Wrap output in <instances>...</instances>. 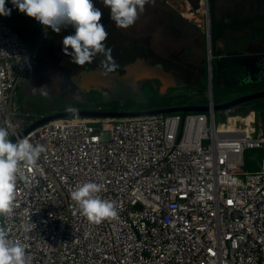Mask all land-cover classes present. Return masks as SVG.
I'll list each match as a JSON object with an SVG mask.
<instances>
[{"label":"built area","instance_id":"built-area-1","mask_svg":"<svg viewBox=\"0 0 264 264\" xmlns=\"http://www.w3.org/2000/svg\"><path fill=\"white\" fill-rule=\"evenodd\" d=\"M53 33L43 26L31 44L0 16V126L46 148L23 169L14 213L0 217L31 264H264L257 114L217 123L209 86L208 112L66 117L25 134L47 116L24 110L19 91ZM250 150L262 152L258 171L246 169ZM84 182L105 185L99 195L114 202L115 217L94 224L81 214L70 194Z\"/></svg>","mask_w":264,"mask_h":264},{"label":"rangeland","instance_id":"rangeland-1","mask_svg":"<svg viewBox=\"0 0 264 264\" xmlns=\"http://www.w3.org/2000/svg\"><path fill=\"white\" fill-rule=\"evenodd\" d=\"M222 1L224 0H217L219 17H222L223 12L221 9ZM196 8L200 11L193 12ZM167 14L174 15V20L170 24L165 21ZM177 15L188 21L181 30L178 28L180 20ZM207 18L205 0H199L195 7L188 0H152L148 2L132 26L122 29L116 27L113 22L114 24H111L107 29L109 30L106 41L107 47L112 50V45H120L119 48L111 51V57L118 65L116 70L122 69L126 64L132 63L137 57L143 55H147L146 57L153 61L164 62L168 66H172V59L175 58L179 59L181 63L182 60L184 61L176 68L177 72L184 78L182 85L193 86L198 80L193 79V74L188 76V71L198 70L201 74L202 64L209 61L207 44L203 39L207 31ZM191 25L198 27L199 32H195ZM64 30L53 36L43 51V57L39 59L36 67L20 89L19 103L24 110L49 116L58 113L65 103L86 102V93L93 89L103 92L105 99L142 98V82H134L124 88L125 90L122 92H117L112 84L101 82L104 86L100 85L99 87L87 85L88 82L82 81L78 72L85 68L97 67L101 61L106 60V57L97 55L92 63H86L84 66L71 63V57L64 54L62 41L65 36L74 34L75 30L71 26ZM67 30L68 32H66ZM135 41L140 44L138 48L133 47ZM69 51H71L70 48ZM158 83L161 85L156 86L157 90L167 98L183 99L186 94L190 95V90L186 87L169 88L165 92L163 88H165L166 83L163 81ZM44 86H47V98L41 96L38 90L33 91V88L39 89ZM191 94L195 95L193 97L194 102L203 96L207 97L209 91L207 90L204 95L197 92ZM242 96L245 95H238L237 98ZM243 107L237 108L235 111L244 115L248 108Z\"/></svg>","mask_w":264,"mask_h":264},{"label":"clouds","instance_id":"clouds-1","mask_svg":"<svg viewBox=\"0 0 264 264\" xmlns=\"http://www.w3.org/2000/svg\"><path fill=\"white\" fill-rule=\"evenodd\" d=\"M149 0H102L110 9V19L116 27L127 29L132 26L145 9ZM14 8L41 25L59 33L62 28L71 26L74 34L65 36L64 54L71 57V63L84 66L92 63L97 55L106 57L99 65L102 74L116 70L118 65L111 57V48L107 47L108 31L100 23L102 12L93 4V0H11ZM12 9L6 7V0H0V16L8 17ZM69 48L71 51H69ZM47 98V86L33 91ZM66 112L76 116L78 110L67 107ZM12 125L6 122L0 126V217L14 213L16 186L18 180L25 179L24 168H34L46 148L34 145L28 137L10 139ZM14 134V133H13ZM105 185L96 182H84L71 192V199L78 206L81 214L90 223L100 224L117 215L113 201L102 199L99 195ZM0 264H31L25 244L12 240L7 227L0 223Z\"/></svg>","mask_w":264,"mask_h":264},{"label":"trees","instance_id":"trees-1","mask_svg":"<svg viewBox=\"0 0 264 264\" xmlns=\"http://www.w3.org/2000/svg\"><path fill=\"white\" fill-rule=\"evenodd\" d=\"M150 1L152 0H149V2ZM188 1L192 6H194L198 0ZM234 1L238 3V9L236 10L237 13H235V15H231L232 12H230L227 15L219 17L217 0H209L212 56L211 75L214 105L231 101L241 94L248 95L254 92L264 91V81L257 83L244 82V68L242 64L236 61L238 58H242L243 55H245L243 54L242 46L246 45L248 42L257 41V39L264 33V13H253L250 6V0ZM10 8L12 9L11 15L8 17L2 16L3 21H5V23H7L20 38L28 43H34L37 40L43 25L37 22L34 18H30L26 14L21 13L17 8ZM197 11L200 10H198V8L193 10V12ZM177 17L180 20L178 28L181 30L185 27L188 21L180 15H177ZM173 20V14H167L165 16L166 23L170 24ZM109 27L110 25H108V28ZM191 27L195 32H199V28L195 25H191ZM247 29H251L253 31L251 37L242 36ZM203 39L206 41V35L203 36ZM139 46L140 44L137 41L133 43L134 48H138ZM119 47V44H116L115 46L112 45V50ZM41 57H43V53L40 55V58ZM183 63L184 61L182 60L181 64ZM208 65V62L202 64L201 74L198 70L188 71V76H192L193 74V79H197L198 81L195 82L193 86H183L190 90V95L186 94L183 99L174 100L167 98L166 96L160 94L153 83L146 82L141 86L142 98H129L125 100L105 99L103 92L93 89L86 93V102L65 103L58 112H64L69 106L74 107L77 110L141 112L176 106H186L190 104L208 105V96H203V98L193 102V97H195V95L191 94L197 92L204 95V93L208 90ZM241 107H246L248 110L254 111L257 114V118L261 121L262 128L264 130V99L245 103L237 108ZM230 115L234 116L237 114L234 112H230L229 114L226 112H216L217 123H225ZM261 158L262 152L259 150H250L246 152V169L251 172L258 171L260 167L257 162Z\"/></svg>","mask_w":264,"mask_h":264},{"label":"flooded vegetation","instance_id":"flooded-vegetation-1","mask_svg":"<svg viewBox=\"0 0 264 264\" xmlns=\"http://www.w3.org/2000/svg\"><path fill=\"white\" fill-rule=\"evenodd\" d=\"M241 1V0H240ZM250 6L253 10V13H264V0H250ZM66 28V27H65ZM62 28L60 32L65 31ZM251 31V34H253V31ZM59 32V33H60ZM68 32V30L66 31ZM248 32V31H246ZM57 32L53 33L54 35L59 34ZM52 36V38H53ZM243 36V35H242ZM252 36V35H251ZM264 37V33L259 37V39ZM51 38V39H52ZM243 49V57L241 58L244 63V71L245 68L248 72L245 71L244 81L247 83H257V82H263L264 81V72L262 71L261 62L264 63V56H259L260 52H257L259 50L258 48V42L252 41L246 43V45L242 46ZM147 55H143L141 57H137L132 63L126 64L122 69L115 70L113 73L117 72L119 76L122 78H117L115 80L105 81V80H96V78L93 77H84L80 76V79L83 81L88 82L87 85L92 86H104L101 82H104L106 84H112L115 90L117 92H122L125 90L124 88L130 86L134 82H142L143 84L146 83L149 80H153L151 83H153L155 86H160L158 82L163 81L166 83L165 88H163V91H167L169 88H177L179 86H183V77L177 72L176 68L177 66L181 65V61L179 59H172V66L166 65L164 62H158L153 61L152 59L146 57ZM132 65H135L134 67ZM128 67H133L132 69H128ZM148 67L158 69L161 68L163 70V73H159L157 76L149 75L150 73L147 71ZM100 69L99 65L97 67H94L92 69L85 68L78 72V75H81L83 72H89L91 70ZM112 73V72H111ZM154 78V79H150Z\"/></svg>","mask_w":264,"mask_h":264},{"label":"water","instance_id":"water-1","mask_svg":"<svg viewBox=\"0 0 264 264\" xmlns=\"http://www.w3.org/2000/svg\"><path fill=\"white\" fill-rule=\"evenodd\" d=\"M199 1V0H198ZM197 1V2H198ZM206 1V10L208 13V36H207V53L209 56V65H211V37H210V18H209V0ZM197 2L194 6H196ZM238 63L242 64L244 66L243 60L241 58H238L236 60ZM208 65V66H209ZM133 67L135 65H132ZM262 71L264 72V63L261 62ZM133 67H128V69H132ZM245 67V66H244ZM150 74L157 76L159 73H163V70L161 68L154 69L148 67L147 70ZM245 71L247 69L245 68ZM80 76L84 77H93L96 78V80H105V81H113L117 78H122L119 76L117 72L115 73H108L107 75L102 74L101 69H95L91 70L89 72H83ZM159 76V75H158ZM246 82V81H244ZM247 83V82H246ZM209 86H210V92L211 97L213 99V89H212V77L209 80ZM264 99V91H259L256 93L248 94L236 99H233L231 101L225 102L223 104L214 105L213 110L215 112H228L235 110L237 107H239L242 104L249 103L252 101ZM209 104L208 105H186V106H176V107H170V108H164V109H157V110H148V111H141V112H107V111H101V110H78V113L76 116H73L72 114L64 111V112H58L54 115L47 116L37 123L33 124L31 127L25 130V134L29 133L33 129L39 127L40 125H43L49 121L60 119V118H66V117H90V118H112V119H119V118H134V117H145V116H154L159 114H174V113H182L186 114L188 112H195V113H204L209 111ZM17 140L16 137L11 138L12 142H15Z\"/></svg>","mask_w":264,"mask_h":264},{"label":"crops","instance_id":"crops-1","mask_svg":"<svg viewBox=\"0 0 264 264\" xmlns=\"http://www.w3.org/2000/svg\"><path fill=\"white\" fill-rule=\"evenodd\" d=\"M93 4L96 8L100 9L102 12V18H101L100 23L104 25L106 30L109 29L107 27V25H111V24L113 25L114 24L113 21L110 19V9L106 8L103 5L102 0H93ZM221 6H222L221 9H223L222 16L227 15L230 12H232L231 15H235V13H237L236 10L238 9V3L234 0H224L221 2ZM221 6H219V7H221ZM107 31L109 32V30H107ZM236 35H239V34H236ZM242 35H244L246 37H251L252 34H251V31H248ZM256 42H258L259 50L257 52H260L259 56H264V37L261 39L258 38ZM232 112L236 113L237 116H240V117L243 116L242 114H240L239 112H236L235 110ZM247 112H250V110H248ZM257 120L259 122H261L258 118H257Z\"/></svg>","mask_w":264,"mask_h":264},{"label":"bare ground","instance_id":"bare-ground-1","mask_svg":"<svg viewBox=\"0 0 264 264\" xmlns=\"http://www.w3.org/2000/svg\"><path fill=\"white\" fill-rule=\"evenodd\" d=\"M206 16H207V10H206ZM207 36H208V18H207L206 44H207Z\"/></svg>","mask_w":264,"mask_h":264}]
</instances>
